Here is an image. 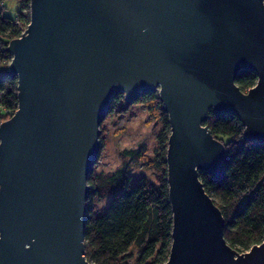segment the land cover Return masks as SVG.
Listing matches in <instances>:
<instances>
[{
    "label": "water",
    "instance_id": "water-1",
    "mask_svg": "<svg viewBox=\"0 0 264 264\" xmlns=\"http://www.w3.org/2000/svg\"><path fill=\"white\" fill-rule=\"evenodd\" d=\"M18 109L0 125V264H90L89 178L112 99L158 93L168 115L172 244L164 264H264L240 253L200 180L224 163L205 122L239 116L264 144V0H30L10 41ZM253 71L247 93L236 79Z\"/></svg>",
    "mask_w": 264,
    "mask_h": 264
},
{
    "label": "trees",
    "instance_id": "trees-1",
    "mask_svg": "<svg viewBox=\"0 0 264 264\" xmlns=\"http://www.w3.org/2000/svg\"><path fill=\"white\" fill-rule=\"evenodd\" d=\"M6 1L0 0V125L18 109V78L9 72L12 55L7 48L30 23L24 6L15 19L6 16ZM21 2L30 5V0ZM257 80L255 72L246 70L236 82L247 93ZM140 100L162 124L159 147L154 158L141 154L140 149L129 154L156 167L159 177L155 182L142 177L134 185L122 170L89 178L85 256L90 264H128L135 249L139 252L135 264H164L170 256L174 222L166 163L170 124L157 93L146 92ZM131 106L119 94L112 99L108 113ZM205 125L225 145L226 156L216 173L200 171V180L225 218V240L236 251L247 252L264 243V144L248 141L241 119L231 113L210 112ZM97 197H110L103 213L97 212Z\"/></svg>",
    "mask_w": 264,
    "mask_h": 264
},
{
    "label": "rangeland",
    "instance_id": "rangeland-1",
    "mask_svg": "<svg viewBox=\"0 0 264 264\" xmlns=\"http://www.w3.org/2000/svg\"><path fill=\"white\" fill-rule=\"evenodd\" d=\"M23 6L25 7L24 13H30V5L28 6L27 3L24 2L23 5L21 0H8L5 2L4 13L15 19ZM122 95L125 98V95ZM138 100H135L130 110L126 108L127 110L117 112L115 109L112 113H108L102 121L100 127L101 152L90 177L109 175L122 170L129 183L133 185L142 177L152 182L159 177L156 167L148 166L140 157L133 158L129 154L133 150L140 149L141 154L154 158L159 147L158 135L162 124L151 116L146 104ZM109 200L110 197L96 198L98 213L106 211ZM138 256L139 252L135 249L133 257L128 259L127 263L135 264Z\"/></svg>",
    "mask_w": 264,
    "mask_h": 264
},
{
    "label": "built area",
    "instance_id": "built-area-1",
    "mask_svg": "<svg viewBox=\"0 0 264 264\" xmlns=\"http://www.w3.org/2000/svg\"><path fill=\"white\" fill-rule=\"evenodd\" d=\"M23 33H24V31H23ZM23 33H22V34H23Z\"/></svg>",
    "mask_w": 264,
    "mask_h": 264
}]
</instances>
